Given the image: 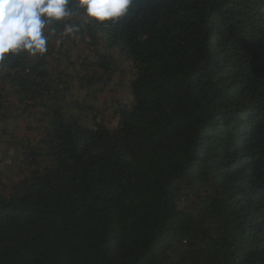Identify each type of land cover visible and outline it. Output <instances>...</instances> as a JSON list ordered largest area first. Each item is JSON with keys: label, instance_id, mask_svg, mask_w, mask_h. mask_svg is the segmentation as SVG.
I'll return each mask as SVG.
<instances>
[{"label": "trees", "instance_id": "1", "mask_svg": "<svg viewBox=\"0 0 264 264\" xmlns=\"http://www.w3.org/2000/svg\"><path fill=\"white\" fill-rule=\"evenodd\" d=\"M0 264H264V0H0Z\"/></svg>", "mask_w": 264, "mask_h": 264}, {"label": "rangeland", "instance_id": "2", "mask_svg": "<svg viewBox=\"0 0 264 264\" xmlns=\"http://www.w3.org/2000/svg\"><path fill=\"white\" fill-rule=\"evenodd\" d=\"M78 54L81 57H84V52H80ZM100 98H101V100L102 99L104 100L105 98H107V93L106 92L102 93L101 96H100ZM14 134L19 137V136H23V135H25L27 133L21 127H19V128L17 127L16 130H15V132H14ZM5 148H7V147H5ZM5 148H3V149L5 150ZM8 149H7L8 150V154L11 156L14 151H13V149L11 147L8 148Z\"/></svg>", "mask_w": 264, "mask_h": 264}]
</instances>
